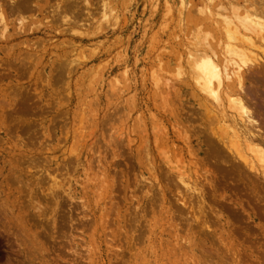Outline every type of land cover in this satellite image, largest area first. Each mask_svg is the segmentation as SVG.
Returning a JSON list of instances; mask_svg holds the SVG:
<instances>
[{
	"label": "rangeland",
	"instance_id": "obj_1",
	"mask_svg": "<svg viewBox=\"0 0 264 264\" xmlns=\"http://www.w3.org/2000/svg\"><path fill=\"white\" fill-rule=\"evenodd\" d=\"M13 1L0 0V264H264L263 164L229 144L244 137L221 129L189 66L234 44L223 15L264 1ZM262 47L247 94L230 88L264 154Z\"/></svg>",
	"mask_w": 264,
	"mask_h": 264
},
{
	"label": "bare ground",
	"instance_id": "obj_2",
	"mask_svg": "<svg viewBox=\"0 0 264 264\" xmlns=\"http://www.w3.org/2000/svg\"><path fill=\"white\" fill-rule=\"evenodd\" d=\"M8 1V0H7ZM13 1V0H10ZM41 1V0H40ZM53 1V0H52ZM55 1V0H54ZM68 1V0H67ZM73 1V0H70ZM68 1V2H70ZM211 1V0H210ZM256 1V0H255ZM264 1V0H263ZM28 2V3H27ZM30 0H15L13 1V6L11 8H8L10 12H14L16 11V9H20L18 10V12H23V10L27 9V4L29 6ZM66 2V1H65ZM87 2V1H86ZM56 3V2H55ZM230 3V2H228ZM264 3V2H263ZM220 4V3H219ZM227 4V3H226ZM245 4V3H244ZM65 5V4H64ZM87 5V3L85 4ZM230 5V4H229ZM233 5V4H232ZM262 5V6H261ZM258 5V3H253L251 2L247 7L243 8V10L239 11L240 9L236 10L235 7H232L234 10L232 14L228 15V16H221L224 18L222 21V27H223V31L226 34L225 36H227V40H229L230 42L232 41L234 44L230 45L227 44L220 56L216 55V53L210 49L208 47L209 52H200L199 51V59L198 61H196L194 63V65L189 64V66H191L190 68V72H194L195 77L194 79H197V88L199 87L200 91H202L204 94H206L208 97H210L211 99H213V102L216 103L215 105H217L218 110L221 111L223 113V116H221V121L219 120V123L221 124V129L225 130V131H230V135H231V129L233 131V136L235 138H237L239 136V134L241 136H243L244 138L242 140H239V138L237 139L238 143H235L231 141V137L229 138L231 143L229 142V144H231V146L235 147V149L237 150L236 152H238V150H242L241 148L244 147L246 150H249L250 152H254L255 154H252L253 157L254 155H256V157L254 158V160H259L263 165L262 167L264 168V154L263 151H261L260 147H257L260 149V151H256L253 150L251 148V143H252V138H251V128H252V124L250 123V117L248 114H251L249 112H247L248 107H246L243 102L242 99L234 96L235 93L232 92L231 90V86H234L236 89H238V91L244 92V80L245 77L243 75V69L246 68L248 66L249 63H252L256 60V58L258 57V53L261 52V49L263 48L262 46H264V8H263V4ZM88 6V5H87ZM63 7L62 6V11H63ZM67 7V6H66ZM65 7V8H66ZM89 7V6H88ZM92 7V6H91ZM90 7V8H91ZM15 8V9H12ZM24 8V9H23ZM55 8H57L56 4H55ZM219 8V7H218ZM217 8V9H218ZM221 8V7H220ZM231 8V9H232ZM12 9V10H10ZM25 9V11H27ZM53 9V8H52ZM61 9V7L59 8ZM88 9V8H87ZM205 9V8H204ZM223 9L226 10L227 9L224 8ZM230 9V8H229ZM230 9V10H231ZM66 10V9H65ZM69 10V9H67ZM222 10V9H221ZM229 10V11H230ZM29 11V10H28ZM53 11V10H52ZM58 11V10H57ZM217 11V10H215ZM9 12V13H10ZM54 12V11H53ZM210 12V11H208ZM221 12H225V11H221ZM17 13V12H16ZM63 14L66 13L65 11L62 12ZM70 13V12H69ZM196 13V12H195ZM202 14H204L201 11ZM217 13V12H216ZM214 12V14H216ZM231 13V12H229ZM58 14V12H57ZM211 15V13H208ZM218 14V13H217ZM220 14V13H219ZM3 15V11L0 9V18ZM9 16V15H8ZM7 16V17H8ZM67 16V15H66ZM70 16V15H69ZM80 16V15H79ZM82 16V15H81ZM51 17V16H50ZM68 17V16H67ZM67 17H64L67 18ZM78 17V16H77ZM83 17V16H82ZM211 17V16H210ZM216 17V16H215ZM81 18V17H80ZM3 19V18H2ZM62 19V20H64ZM76 19V18H75ZM67 19H65L66 21ZM78 20V19H77ZM82 20V19H81ZM3 21V20H2ZM1 21V23H2ZM64 21V22H65ZM80 21V20H79ZM63 22V21H62ZM61 22V23H62ZM73 21L71 20V23ZM74 23V22H73ZM76 23V22H75ZM197 39V38H195ZM197 42V41H196ZM195 44H198V42ZM202 42V41H201ZM227 42V41H226ZM204 45V44H203ZM199 46V44H198ZM194 46H191V48ZM205 48H207V44L206 46H204ZM190 48V49H191ZM196 51V50H194ZM193 49L191 51V55L190 56H194V54L192 52H194ZM190 53V52H189ZM188 53V54H189ZM198 54V55H199ZM262 54V53H261ZM196 55V54H195ZM197 55V57H198ZM189 56V55H188ZM263 56V55H262ZM31 57V56H30ZM190 63V62H189ZM193 63V62H192ZM250 66V64H249ZM21 71V70H20ZM247 71V70H246ZM17 72V71H16ZM26 73V72H25ZM245 73V72H244ZM247 73V72H246ZM251 75V74H250ZM21 76V75H20ZM249 76V75H248ZM252 76V75H251ZM249 78V77H248ZM255 79V78H254ZM195 86V85H194ZM246 89V88H245ZM247 90V89H246ZM248 91V90H247ZM247 91L244 92L247 94ZM259 92V91H258ZM239 93V92H238ZM206 98V97H205ZM252 100V99H251ZM205 104V103H204ZM249 104V103H248ZM210 105V104H209ZM205 107V106H204ZM207 108V107H206ZM255 108V107H254ZM205 111H207L205 109ZM212 111V109H211ZM216 111V110H215ZM249 111V110H248ZM208 112V111H207ZM211 112L209 111V114ZM206 115V114H205ZM215 115V114H213ZM219 115H221V113H219ZM201 116V115H200ZM207 116V115H206ZM203 117V116H202ZM204 118V117H203ZM252 121V120H251ZM258 121V120H257ZM253 122V121H252ZM255 125V124H254ZM234 127V129H233ZM210 128V127H209ZM231 128V129H230ZM220 129V128H219ZM201 130V129H200ZM221 133H224L222 130H220ZM227 132V135H228ZM259 132V131H258ZM226 133V132H225ZM224 133V134H225ZM239 133V134H238ZM260 133V132H259ZM212 134V133H211ZM219 134V133H217ZM226 135V136H227ZM256 135V134H255ZM218 136V135H217ZM229 136V135H228ZM261 137V136H260ZM206 138V137H205ZM225 138V137H224ZM212 139V138H211ZM228 140V139H227ZM207 141V140H206ZM228 142V141H227ZM217 143V142H216ZM236 144V145H235ZM211 146V145H210ZM216 146V145H215ZM220 148V145H218ZM253 146V145H252ZM259 146V145H258ZM233 147V148H234ZM254 147V146H253ZM228 148V147H227ZM231 148V147H230ZM234 149V150H235ZM230 150V149H228ZM232 150V149H231ZM263 150V149H262ZM212 151V150H210ZM223 151V150H222ZM243 151V150H242ZM214 152V151H213ZM227 152V150H226ZM231 152V151H230ZM244 152V151H243ZM247 152V151H246ZM223 153V152H222ZM239 153V152H238ZM249 153V152H248ZM218 154V153H217ZM233 154V153H232ZM236 154V153H235ZM241 155V154H240ZM239 155V156H240ZM211 156V155H210ZM236 156V155H235ZM244 157V155H243ZM245 159V158H244ZM246 160V159H245ZM244 161V160H243ZM233 162V161H232ZM237 162V161H236ZM248 162L249 161H245ZM257 162V161H255ZM75 163V162H74ZM169 163V162H168ZM72 164V163H71ZM171 164V163H170ZM247 164V163H246ZM253 164V162H252ZM236 165V164H235ZM233 166V165H232ZM73 167V166H72ZM174 167V166H173ZM95 168V166H94ZM171 168V166L169 167ZM248 168V167H247ZM261 168V167H260ZM165 169V168H164ZM173 169V168H171ZM180 169V168H179ZM244 169V168H243ZM251 170V169H250ZM263 170V169H262ZM174 172L176 170H173ZM172 171V172H173ZM264 171V170H263ZM112 172V170H111ZM166 172V171H165ZM178 172V171H177ZM195 172V171H194ZM151 173V172H150ZM250 173V172H249ZM153 174V173H152ZM166 174V173H165ZM169 175V174H168ZM182 175V173H181ZM199 176V175H198ZM180 179V178H179ZM190 179V178H189ZM116 180V179H115ZM155 180V179H154ZM166 180V179H165ZM181 182L184 183L185 187L187 188V192L189 191L192 192V185H190L189 181L187 180V182L189 183L186 184L187 182H185V179H180ZM168 182V181H167ZM173 183V182H172ZM175 184V182H174ZM173 184V185H174ZM179 184V183H178ZM197 184V183H196ZM177 186V184H175ZM174 185V186H175ZM182 184V186H184ZM180 186V185H178ZM161 187V186H160ZM179 188V187H178ZM181 192V191H180ZM184 192V191H183ZM196 192V191H195ZM158 193V192H157ZM156 193V194H157ZM188 193V194H189ZM194 193V192H193ZM181 195V194H180ZM195 195V194H193ZM191 196V195H190ZM53 197V196H52ZM212 197V196H211ZM154 198V197H153ZM153 204V203H152ZM195 204V203H194ZM155 205V204H154ZM153 205V206H154ZM187 205V204H186ZM183 206V205H182ZM149 208V207H148ZM198 208V207H197ZM213 212V211H212ZM194 213V212H193ZM197 216V215H196ZM195 217V215H194ZM182 218V217H181ZM111 219V218H110ZM196 221V219H195ZM191 222V221H190ZM203 226V225H202ZM210 228V227H209ZM233 231V230H232ZM234 232V231H233ZM236 244V243H235ZM236 250V249H235ZM235 256V255H234ZM236 258V257H235Z\"/></svg>",
	"mask_w": 264,
	"mask_h": 264
}]
</instances>
